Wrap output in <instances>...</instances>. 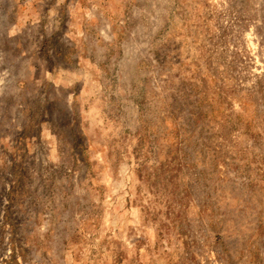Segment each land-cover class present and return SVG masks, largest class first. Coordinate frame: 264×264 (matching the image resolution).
<instances>
[{
    "label": "rangeland",
    "instance_id": "obj_1",
    "mask_svg": "<svg viewBox=\"0 0 264 264\" xmlns=\"http://www.w3.org/2000/svg\"><path fill=\"white\" fill-rule=\"evenodd\" d=\"M0 264H264V0H0Z\"/></svg>",
    "mask_w": 264,
    "mask_h": 264
}]
</instances>
